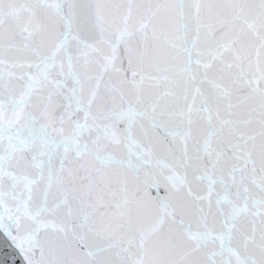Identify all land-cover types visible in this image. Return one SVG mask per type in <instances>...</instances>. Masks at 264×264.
Here are the masks:
<instances>
[{"label":"snow or ice","instance_id":"snow-or-ice-1","mask_svg":"<svg viewBox=\"0 0 264 264\" xmlns=\"http://www.w3.org/2000/svg\"><path fill=\"white\" fill-rule=\"evenodd\" d=\"M0 264H264V0H0Z\"/></svg>","mask_w":264,"mask_h":264}]
</instances>
